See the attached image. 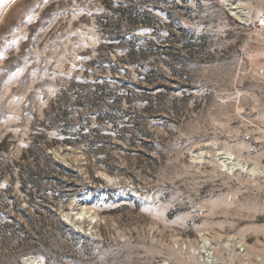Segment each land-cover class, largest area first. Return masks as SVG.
<instances>
[{"label":"rangeland","instance_id":"1","mask_svg":"<svg viewBox=\"0 0 264 264\" xmlns=\"http://www.w3.org/2000/svg\"><path fill=\"white\" fill-rule=\"evenodd\" d=\"M129 1L0 0V264H264V0Z\"/></svg>","mask_w":264,"mask_h":264},{"label":"trees","instance_id":"2","mask_svg":"<svg viewBox=\"0 0 264 264\" xmlns=\"http://www.w3.org/2000/svg\"><path fill=\"white\" fill-rule=\"evenodd\" d=\"M123 2L125 3H129L130 1L129 0H122ZM129 57H132V51L129 50ZM132 62V60H131ZM118 82H121L120 79L117 80ZM107 83V82H106ZM92 84L85 80L83 82H76L75 79L71 80V83H70V88H65L62 92H60L59 94V97H57V100L58 102L62 101V103H64V100H68V97L70 96V93L72 94H75V95H79L78 93V90L82 89H86L87 87L91 86ZM108 84H102L101 86L100 85H93L94 89L95 90H98L102 87H105L107 88L110 93H113V94H119L118 91H116V89L114 88H111L110 86H107ZM120 95V94H119ZM85 107V105L83 106ZM90 108V107H89ZM41 132L40 130L36 129V133L35 135L39 136L41 135ZM64 143L68 144V145H72L74 144L73 141L71 140H66L64 141ZM35 146V143H31L30 146H29V152H31V148ZM44 155V164L46 165L44 167L45 171L46 169H48V167H52L53 169H57V170H60L61 172H67L69 174H74L76 175V171L70 169V168H67V167H64L63 165H61L60 163L56 162L51 155H48L46 154V152L44 151L43 153ZM48 166V167H47ZM19 182H20V190L23 192V193H26L27 192V188L31 189V188H34V189H37V185L35 184V182H33L32 180H23L22 178L19 179ZM57 184L59 186H65V184L63 182H57ZM10 190V189H8ZM52 203V204H51ZM48 204V205H47ZM53 205V202H46V206L48 207H51Z\"/></svg>","mask_w":264,"mask_h":264},{"label":"bare ground","instance_id":"3","mask_svg":"<svg viewBox=\"0 0 264 264\" xmlns=\"http://www.w3.org/2000/svg\"><path fill=\"white\" fill-rule=\"evenodd\" d=\"M230 6L232 7V5H230ZM234 10H235L234 8H231V11H234ZM34 263H35V260H26L25 261V264H34Z\"/></svg>","mask_w":264,"mask_h":264}]
</instances>
